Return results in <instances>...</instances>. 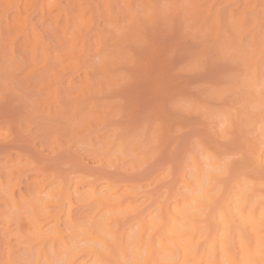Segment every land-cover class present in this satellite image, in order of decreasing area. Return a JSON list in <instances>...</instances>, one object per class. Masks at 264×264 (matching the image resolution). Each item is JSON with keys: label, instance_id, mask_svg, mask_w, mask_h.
<instances>
[{"label": "rangeland", "instance_id": "obj_1", "mask_svg": "<svg viewBox=\"0 0 264 264\" xmlns=\"http://www.w3.org/2000/svg\"><path fill=\"white\" fill-rule=\"evenodd\" d=\"M5 88L0 264L87 263V245L102 249L88 235L124 257L129 225L156 220L159 206L161 217L198 209L200 219L188 214L213 229L228 196L243 228L233 201L246 186L263 208L264 0H0ZM196 164L212 177L199 179ZM55 225L65 246L57 234L52 244Z\"/></svg>", "mask_w": 264, "mask_h": 264}, {"label": "bare ground", "instance_id": "obj_2", "mask_svg": "<svg viewBox=\"0 0 264 264\" xmlns=\"http://www.w3.org/2000/svg\"><path fill=\"white\" fill-rule=\"evenodd\" d=\"M262 150L263 149H261V151ZM258 151H257V153H258ZM258 154H259V156H261L260 155L261 153H258ZM259 156H257L258 157L257 159H259ZM255 157H256V155H255ZM257 159L254 160V161L255 162H259V161H257ZM261 159L264 160L263 158H261ZM197 165L198 164H196V166ZM207 165H209V163ZM214 165H215V163H214ZM194 169H196L195 171L198 170V174H199L198 178L199 179H202L200 177H203L204 179L206 178V180H207L208 177L209 178L212 177L213 171L211 170V168H209V169L207 168L208 170H206V171H205V168H203L205 173L202 172L203 169L201 170V169H199V167L198 168H194ZM194 174H197V173H194ZM206 180L204 182H206ZM202 183H203V181H202ZM200 184H201V182H200ZM200 184H198V185L200 186ZM210 185H211L210 183L206 182V184L201 186V187H205L206 186L204 190H205V192H208V189H209ZM246 188H247V191L242 190L243 188L240 189V191L242 190L241 191L242 194L241 195L238 194V195H240L239 198H238L239 200H237V201L234 200L233 201L235 203L239 202V203H237L238 205H237L236 209H237L239 215L244 217L243 220H246V222L241 220L243 222L242 223L243 224V228L242 227L240 228L239 224H241V223H239L238 225L235 224V221H234L235 217H233L234 216V210L233 209H235L234 208L235 206L231 205L232 202L230 200V197H228V196L224 197L223 199L220 200V204H219V206H218V208L216 209V212H215L216 215L211 217L212 221L214 223V227H215L213 229H212V227H209L205 223H203V224L199 223L198 224L196 222V220L200 219V218H197V214H195V211L199 212L198 209L194 210V209H191L189 207V211L190 212L193 211L192 213H194L195 216H196V220H195L193 218V217H195L194 214L193 215H191L192 213L188 214L189 211H188V209H186L187 208L186 206L182 207L183 210L184 209L187 210V211L186 210L185 211L182 210L183 213L185 212L184 214L183 213L180 214V211H179V213L176 212L178 214H175L174 216H170V217L168 215H167V217H166V215H165V217H163V216L161 217L160 213L162 212V208L163 207L159 206V208L158 207L157 208H158V211H160V213L158 214L157 211H155L157 214H154L155 215L154 217L156 218V220L155 219L152 220L153 219L152 217H151L152 219L151 218L147 219V216H149V215L146 216L145 213H144V215L143 214L142 215H138L137 218H135V221H136V223L134 225L135 227L129 225L128 229L126 228L130 232V235H129L128 231L126 233L127 236L128 235L130 236L129 237L130 240H128L129 241V245L132 246L135 249V252L133 253L134 249H132V247L130 248V249H132V253L133 254L131 252L126 253L128 255L131 253L130 254L131 255L130 256V260L128 259L129 256L127 258L128 261H129V264H223L225 259H226V261H225L226 263L224 262L225 264H261V261H264V205L260 206V208L263 207L260 211H257L256 206L260 205V204H257V205L254 204L255 201H253V203H252V200H251L252 196H255L254 194H251L252 186H248V187L246 186ZM192 189H194V188H192ZM201 189H202L201 191H203V188H201ZM253 190H254V186H253ZM201 195H202V193H201ZM232 195H233V193H232ZM203 196H206L204 194V192H203ZM199 197H201L200 194L198 195V198ZM207 197H208V195L206 196V198L204 197V199H209ZM183 199H185V198H183ZM195 199L197 200V196H195V195L191 196L190 199H189L190 203L192 202V200L195 201ZM255 200H257L256 197H255ZM57 201L59 202L60 200L58 199ZM194 201H193V203H194ZM250 201H251L253 206H251ZM44 203H46V202H44ZM58 204H59V207L61 206V211H62V209L64 207H62V205H60V202ZM175 204H177V203H175ZM198 204L200 206H204V203L202 204L200 202L199 203H195L194 205H198ZM239 204H240V207H239ZM207 205H205V206H207ZM45 206L46 205H44L43 207H45ZM190 206L193 207V205H190ZM175 207H177V206H175ZM196 207L199 208L198 206H196ZM165 210H164V213L166 212ZM174 213H175V211H174ZM210 213H214V212H210ZM200 214H202V216H203L204 212L201 211ZM157 215L158 216L160 215L161 218L160 217L158 218ZM212 215H214V214H212ZM150 216H152V215H150ZM207 216H208V214H207ZM204 218H206V216ZM209 219H210V216H209ZM53 220H55V219H53ZM147 220H150V221L152 220L151 221L152 223L149 221V225L150 226L147 224V222H148ZM55 221H57V220H55ZM244 222L248 225V227H249V225H251L249 227V229H251V231L253 233V236H252L251 240H250L251 236L249 238L248 235H245L243 233V230H245L244 229L245 228V226H244L245 223ZM56 224H57V222H56ZM210 225H211V223H210ZM39 228H41V229H39ZM39 228H38L39 230L43 229L42 227H39ZM54 228H53L54 229L53 231H55L56 233L53 232L54 234H53V237L51 238L53 240V241L51 240L53 242L52 244H54V241L57 239V240H59V242H61V244L63 242L64 246H65V242L63 241L65 239H63L62 236H60V234L62 235V231L59 228H57L56 225H55ZM56 229L58 231H56ZM121 231L123 232V228H122ZM122 232H120V233L122 234ZM46 233L47 232H45V234H44L42 232V235L47 236ZM114 233H115L114 231L113 232L111 231V234H114ZM235 233L239 234V235L236 234V235H238L236 237L238 238L240 236L241 239L240 238L239 239L242 241V243H241L242 247L240 246L242 248V252L240 253L241 256H240L239 260L234 259L233 254L230 253L231 249H229V248L232 247L231 246L232 244H231L230 240H232L234 238L233 235ZM55 234L59 235L60 237L58 236L56 239H54V236H57ZM115 236H119V240H120V234L119 233L118 234L115 233ZM41 238L42 237L40 236V239ZM87 238L88 239H92V238L95 239L96 238V240L100 239V241H98L97 243L100 242L99 243L100 244V248H102V249L99 250V249L96 248L99 245L98 246L97 245L93 246V244H92V245H87L88 248L85 246L87 249L85 248L83 250V248H84L83 245L85 244L84 243L85 238L83 240H80V241H83V242L78 241V243H79L78 246L80 245V243H84V244L79 246L81 248H79L78 246H76V248L77 249L79 248V249H82L83 251H88L89 252V254H88L89 258L88 259H89L90 262L86 263V261L82 262L81 260H78V256L77 255H79V254L75 253L76 255H73V256L71 255L72 257H70L69 253L72 254L73 250H71V249L69 250L68 249V248L72 247L71 245L68 244L69 247L67 248V251L69 250L70 252L66 253V256H67V254L69 255V258H66V260H68V259L69 260L65 261L64 264H66V262H67V264H116V261L119 262V259L120 260H122L123 258L125 259V257L127 256L126 254H125L124 257L122 255V254L125 253L126 249L125 250H122L123 248L121 249L122 251H124L123 253H122V251L119 248L114 250L112 248L114 243L112 242V243L109 244V242H111V241H109L107 239L109 241V242H107L106 241L107 237L106 238L104 237L105 238V240H104L103 236L101 238H98V237H92L91 235H88ZM102 238H103V240H101ZM93 239H92V241H93ZM132 240H133V243H132ZM101 241L103 242V246L104 245H106V246H104V247L101 246V244H102ZM42 242H43V240H42ZM67 243L68 242L66 241V244ZM111 244H112V246H111ZM107 245L109 247H111L115 251L114 254H117V255H114L112 253L113 251L111 249L109 250V247ZM102 250L103 251L105 250V252H106V250L107 251L109 250V252H108V254H106L107 252L106 253L102 252ZM117 250L120 253H118ZM78 252L80 253V250ZM110 252L114 256H112V254H111V256H109ZM73 253H74V251H73ZM83 253H85V252H83ZM104 253L106 254V256H105ZM118 255H120L123 258L121 259L120 256H119L120 257L119 258ZM76 256H77V259L75 260ZM108 256L111 257L110 261H111L112 257L114 258L115 256L118 258V260H116V257H115V260L112 259L113 263H112V261L108 262V260H109V258H107ZM88 259H86V260H88ZM202 259H203L204 262L201 261ZM122 261H121V263H117V264H122L123 263ZM124 263H127V260L126 261L124 260Z\"/></svg>", "mask_w": 264, "mask_h": 264}, {"label": "snow or ice", "instance_id": "obj_3", "mask_svg": "<svg viewBox=\"0 0 264 264\" xmlns=\"http://www.w3.org/2000/svg\"><path fill=\"white\" fill-rule=\"evenodd\" d=\"M10 90L5 88L3 90H0V100L6 101L9 97ZM36 128V124L34 121H29L28 125L23 129L25 135H31L33 133V130ZM52 133H49V136H51ZM261 264H264V261H261Z\"/></svg>", "mask_w": 264, "mask_h": 264}]
</instances>
